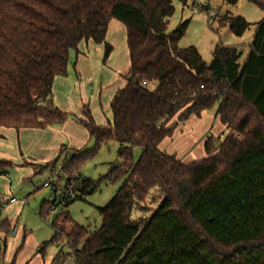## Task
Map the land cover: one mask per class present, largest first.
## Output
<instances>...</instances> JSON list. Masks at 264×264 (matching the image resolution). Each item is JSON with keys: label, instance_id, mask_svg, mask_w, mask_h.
Segmentation results:
<instances>
[{"label": "trees", "instance_id": "trees-1", "mask_svg": "<svg viewBox=\"0 0 264 264\" xmlns=\"http://www.w3.org/2000/svg\"><path fill=\"white\" fill-rule=\"evenodd\" d=\"M172 1L0 0V131L63 122L49 99L54 79L66 75L69 51L77 57L80 43L102 44L104 62L113 49L105 40L108 22L125 26L129 67L110 102L111 127L91 118L84 124L96 146L118 143L123 165L105 178L121 185L98 208L93 233L66 210L51 222V241L65 238L73 264H264V15L242 62L239 47L217 45L205 63L196 48L178 46L184 23L167 32ZM220 22L236 36L249 26L241 16ZM215 104L227 134L205 140L204 158L184 163L160 150L173 117L198 116ZM134 148L141 149L137 161ZM79 151L60 163L62 187L73 182L71 196L56 204L64 209L95 189L78 172L88 156ZM7 165L0 162V173ZM51 187L55 194L59 187ZM4 205L0 199V210ZM9 231L0 217V260Z\"/></svg>", "mask_w": 264, "mask_h": 264}, {"label": "rangeland", "instance_id": "rangeland-1", "mask_svg": "<svg viewBox=\"0 0 264 264\" xmlns=\"http://www.w3.org/2000/svg\"><path fill=\"white\" fill-rule=\"evenodd\" d=\"M255 1L264 5V0ZM203 3L208 5V11L217 13L215 18L210 19L205 10H199ZM172 4L174 13L168 20L167 32L184 23L178 46L196 48L205 63L211 61L212 50L217 45L239 47L242 51L239 62H242L249 51L255 24L264 15L262 8L251 0H237L234 4L224 0H186L184 3L173 0ZM192 8L198 11L193 13ZM226 15L241 16L249 23L242 35H234L227 25L221 24L220 20ZM105 40L113 49L104 62L102 44L82 42L78 45L77 57L76 51H69L66 75L54 79L49 100L64 114L63 122L0 131V162L10 164L0 173V199L5 202L0 217L10 225L0 264H55L56 261L73 264L72 249L65 238L59 236L51 241L54 235L51 222L66 210L73 222L87 233H93L101 224L98 208L105 206L121 185L122 179L105 178L120 160L118 143L115 140L100 142L78 168L82 177L93 182L94 191L79 193L80 197L66 209L57 206L52 213L44 212V207L54 197L47 184L55 183L61 188L65 183L61 161L65 157L69 159L75 150H81L91 138L85 122L91 118L95 126L101 128H110L113 122L110 102L115 91L125 85L124 75L129 67L125 26L115 19L110 20ZM85 108L89 111L87 116L83 113ZM216 108L217 104L185 120L173 117L168 123L174 125L172 133L161 141L160 150L184 163L204 158L205 140H221L227 134ZM140 153V148L133 149V161H137ZM38 166L43 169L39 171ZM11 198L15 203L8 204ZM1 236L3 238V234Z\"/></svg>", "mask_w": 264, "mask_h": 264}, {"label": "built area", "instance_id": "built-area-1", "mask_svg": "<svg viewBox=\"0 0 264 264\" xmlns=\"http://www.w3.org/2000/svg\"><path fill=\"white\" fill-rule=\"evenodd\" d=\"M199 10H205L208 17L210 19H213L216 17L217 13L215 11H208V5L206 3H203L200 7H199ZM198 10H196L195 8H192V12H197ZM143 85L145 87H151L152 89H155L156 87V84L155 83H146V82H143ZM50 183V182H49ZM47 184L50 189L52 188L51 187V184ZM72 185H73V182L71 181L68 185H66L65 187H62V188H58V190L56 191L53 197V200L54 203L52 205H50V210L53 212L55 209H56V204L57 203H60V204H63L65 202V199L69 196H71L72 194ZM52 190V189H51ZM14 231V230H13ZM12 231V232H13Z\"/></svg>", "mask_w": 264, "mask_h": 264}, {"label": "water", "instance_id": "water-1", "mask_svg": "<svg viewBox=\"0 0 264 264\" xmlns=\"http://www.w3.org/2000/svg\"><path fill=\"white\" fill-rule=\"evenodd\" d=\"M96 147V140L94 137H91L86 145L79 151V155H85L87 153L92 152ZM122 164V160H119L114 167L120 166Z\"/></svg>", "mask_w": 264, "mask_h": 264}, {"label": "crops", "instance_id": "crops-1", "mask_svg": "<svg viewBox=\"0 0 264 264\" xmlns=\"http://www.w3.org/2000/svg\"><path fill=\"white\" fill-rule=\"evenodd\" d=\"M90 43V42H89ZM58 77V76H57ZM8 204H13V203H15V199L14 198H11V199H9L8 201ZM13 230H14V228H13ZM12 230V231H13Z\"/></svg>", "mask_w": 264, "mask_h": 264}]
</instances>
